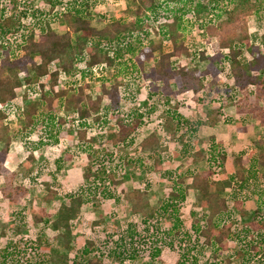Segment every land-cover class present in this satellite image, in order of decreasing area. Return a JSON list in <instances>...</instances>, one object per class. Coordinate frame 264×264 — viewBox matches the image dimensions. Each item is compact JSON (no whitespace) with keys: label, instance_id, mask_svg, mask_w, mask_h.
Returning <instances> with one entry per match:
<instances>
[{"label":"rangeland","instance_id":"obj_1","mask_svg":"<svg viewBox=\"0 0 264 264\" xmlns=\"http://www.w3.org/2000/svg\"><path fill=\"white\" fill-rule=\"evenodd\" d=\"M89 1L92 24L98 28L113 18L122 17L130 3V0ZM260 1L259 11L254 14L250 9L246 15L247 26L243 28L256 45L255 61L264 56V0ZM39 4L40 0H36L35 7ZM212 16L206 12L200 19L193 13L186 15L183 31L191 54L187 59L185 56L181 58L180 63L188 66V75L180 85L174 81L168 86L166 81L154 76L151 63L142 72L131 70L122 76L123 99L118 108L121 118L130 119L139 110L146 112L154 102L160 106L145 114V122L127 143L126 151L137 160V165L126 167L123 170L125 177L120 183H109L108 187H95L92 179L83 178L88 171L89 158L79 148L81 119H71L75 116L72 109L55 107L59 117L68 119V127L60 135L58 144L32 150L21 139L19 132L26 123L18 116L16 105L26 109L30 101L39 98L34 94L26 97V74L21 72L22 84L16 89L17 102L6 106L0 104V108L5 109V118L0 119V148L10 141L5 161L8 166L5 164L0 168V248L8 245L9 251L21 264H87L86 258L79 257L85 246L92 248V253L102 255L103 260L112 259L114 264L120 259L124 264H177L187 248H192L190 255H196L199 264H223L228 257L231 260L229 264H264V254H255L245 263L240 261L241 255L233 256L239 247L248 248L251 235L247 231V223L260 216L258 198L251 189H240L236 185L239 188L236 195H231L229 189L224 191L228 197V210H224L222 218L232 219L238 235L228 250L219 254L212 246L206 245L205 237L198 236L194 228L196 219L204 210L197 203L198 192L195 189L190 190L177 205L181 219L180 235L167 231L175 217L165 219L158 213L145 223L143 213L135 210L142 206L146 209L143 205L145 200L149 201L150 207H158L167 199L171 189L170 181L163 177L162 171L151 170L157 158L153 152L150 154L151 149L160 152L163 158L160 164L165 169L183 173L194 167L198 171L206 169L212 146L216 145L225 153L226 160L224 169L219 170L214 179L224 182L235 173L239 154L247 158L253 148H264V64L259 62L258 69L249 66L253 58L250 51H244L239 62L228 60L230 48L224 45L230 43L232 35L224 38L226 30L221 32L222 37L205 33L204 23L215 18ZM55 29L63 33L64 23L58 22ZM127 41L134 44L136 35ZM193 51L197 52L194 54ZM127 63V66L131 65L129 61ZM77 68L84 69V62ZM252 75H257V78ZM100 76L102 66L93 69L92 76H87L91 84L85 92L94 100L101 94L97 80ZM167 97L169 101H166ZM107 102L103 98L102 103ZM107 127L106 123L96 120L87 128L88 138L83 140L97 136ZM147 137L151 139L147 140L149 144L145 148L142 141ZM187 141H193L198 147L194 151L199 152L183 151ZM82 142L85 146V141ZM81 194L90 196L89 202L78 206L77 197ZM235 197L243 200V210L234 205ZM63 207H73L71 210L75 213L69 221L70 234L64 226L54 227L57 221L63 225L60 221ZM261 211L264 213V207ZM211 214L200 219L201 225H206ZM38 216L42 218L39 220ZM260 217L264 219L262 213ZM131 222L146 236L145 239L138 237L134 244H131L134 240L128 233ZM255 234L256 239L260 238L264 244V229L260 235L258 232ZM157 248L161 251L154 257Z\"/></svg>","mask_w":264,"mask_h":264},{"label":"trees","instance_id":"obj_2","mask_svg":"<svg viewBox=\"0 0 264 264\" xmlns=\"http://www.w3.org/2000/svg\"><path fill=\"white\" fill-rule=\"evenodd\" d=\"M35 2L36 0H0V104L6 106L17 102L16 89L22 84L20 74L24 72L26 97L30 98L31 94L39 96L33 102L30 101L26 109L16 105L18 116L26 123L19 136L32 150L59 143L60 135L68 127V119L59 117L55 107L58 105L66 107L67 110L72 109L75 116L71 119H81L79 148L89 158L88 171L84 173L83 178L92 179L95 187L120 183L125 177L123 170L128 166L137 165V160L126 151L127 143L145 122V114L160 106L154 102L146 112L139 110L132 114L130 119L121 118L118 108L120 100L123 99L122 76H126L131 70L142 72L148 63H151L152 74L166 81L167 85L174 81L180 85L188 75V66L180 63L183 56L187 59L191 54L183 31L188 13H193L197 19L205 12L215 17L204 23L207 36L222 37L221 32L225 30L224 38L228 37L226 35H232L230 43L224 45L230 48L228 60L239 62L240 55L244 51H250L253 58L249 61V66L253 65L258 69L259 62L264 64V56L258 55L261 57H258L257 61L254 60L256 45L243 29L247 26L246 15L251 12L250 9L254 14L259 11L260 0H130L122 17L111 19L101 28L92 24L89 0H40L36 7ZM58 22L64 23L63 33L55 29ZM240 32L241 35L238 34ZM133 35H136L134 44L127 41ZM262 43L264 44V39ZM196 52L193 51L194 54ZM200 54L204 56L203 51H200ZM127 55V60H124ZM128 61L130 66H127ZM82 62L85 68L80 70L77 65ZM100 66L102 76L97 80L101 85V94L94 100L85 92L91 84L87 81V76H92L93 68ZM252 77L257 78V75ZM64 78L69 79L66 81ZM80 80L83 82H79ZM103 98L108 102L102 103ZM166 101H169L168 97ZM115 116L118 117L117 120ZM3 118L5 109L0 108V119ZM96 120L106 123L108 129L83 140L88 138L87 128ZM150 139L151 137L144 139L142 146L146 148ZM82 141H85V146ZM193 143L187 141L182 150L198 149ZM9 148L10 141H6L0 148V168L5 165ZM212 148L206 169L198 171L194 167L183 173L165 169L161 165L163 158L160 157V152L151 149L150 154L153 152L157 155L151 170L162 171L163 177L170 181L171 189L167 199L158 207H150L149 201L145 200L143 205L146 209L142 206L135 210L143 213L145 223L150 222V218H154L158 213L165 219L175 217L174 223L167 231L180 235L181 219L177 205L179 200L186 198L190 190L195 189L198 192L197 203L204 210L196 219L194 228L198 236L205 237L206 245L212 246L219 254L220 251L228 250L229 244L233 243L238 235L232 219L222 218L224 210H228L225 189H229L231 195H236L239 188L251 189L258 198V212L260 216L261 213L264 216L261 211L264 207V148H253L248 152L247 158L239 154L235 173L224 182L214 179V175L224 169L226 155L216 145ZM89 197L79 195L78 206L89 202ZM243 204L242 199L234 198L237 208L242 209ZM72 208L61 209L60 221L63 225L59 221L54 223L57 229L66 227L68 234L69 221L75 215ZM42 210L44 212V208ZM192 213L194 214V211ZM209 213L212 214L207 218L206 225H201L200 219L204 215L209 216ZM260 216L247 223V231L251 235L248 248L239 247L234 251L233 256L241 255V262L250 261L255 254H264V244L260 238L256 239L255 234L258 232L260 235L264 229V219ZM41 218L37 217L39 220ZM129 224L131 227L128 233L131 240H134L131 244H134L138 237L146 238L144 233L136 230L137 225L134 222ZM191 250L192 248H187L177 264H199L197 256L190 255ZM92 251V248L85 246L79 257L86 258L87 264H114L112 259L103 260L102 255ZM160 251L157 248L154 257L159 255ZM228 258L223 264L231 263ZM19 262L13 252L9 251L8 245L0 248V264H21ZM117 264H124V261L120 259Z\"/></svg>","mask_w":264,"mask_h":264},{"label":"crops","instance_id":"obj_3","mask_svg":"<svg viewBox=\"0 0 264 264\" xmlns=\"http://www.w3.org/2000/svg\"><path fill=\"white\" fill-rule=\"evenodd\" d=\"M9 155V154H8ZM5 164H6V162H5ZM6 167L8 166L7 164L5 165Z\"/></svg>","mask_w":264,"mask_h":264},{"label":"built area","instance_id":"obj_4","mask_svg":"<svg viewBox=\"0 0 264 264\" xmlns=\"http://www.w3.org/2000/svg\"><path fill=\"white\" fill-rule=\"evenodd\" d=\"M96 67H94L93 69L95 70Z\"/></svg>","mask_w":264,"mask_h":264}]
</instances>
